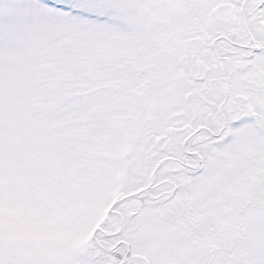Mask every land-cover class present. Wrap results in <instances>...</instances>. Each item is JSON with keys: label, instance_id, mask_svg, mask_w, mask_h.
Wrapping results in <instances>:
<instances>
[{"label": "snow or ice", "instance_id": "obj_1", "mask_svg": "<svg viewBox=\"0 0 264 264\" xmlns=\"http://www.w3.org/2000/svg\"><path fill=\"white\" fill-rule=\"evenodd\" d=\"M0 264H264V0H0Z\"/></svg>", "mask_w": 264, "mask_h": 264}]
</instances>
